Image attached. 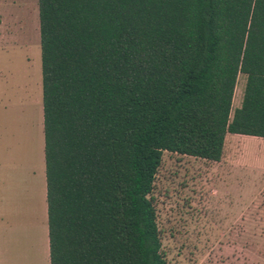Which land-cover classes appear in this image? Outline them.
<instances>
[{"label": "trees", "instance_id": "1", "mask_svg": "<svg viewBox=\"0 0 264 264\" xmlns=\"http://www.w3.org/2000/svg\"><path fill=\"white\" fill-rule=\"evenodd\" d=\"M37 4L50 264H168L163 153L264 138V0Z\"/></svg>", "mask_w": 264, "mask_h": 264}, {"label": "rangeland", "instance_id": "2", "mask_svg": "<svg viewBox=\"0 0 264 264\" xmlns=\"http://www.w3.org/2000/svg\"><path fill=\"white\" fill-rule=\"evenodd\" d=\"M41 106L37 0H0V166L38 143ZM152 197L168 264H264V138L228 134L219 162L164 152Z\"/></svg>", "mask_w": 264, "mask_h": 264}, {"label": "crops", "instance_id": "3", "mask_svg": "<svg viewBox=\"0 0 264 264\" xmlns=\"http://www.w3.org/2000/svg\"><path fill=\"white\" fill-rule=\"evenodd\" d=\"M38 124V143L0 166V264H50L42 106Z\"/></svg>", "mask_w": 264, "mask_h": 264}]
</instances>
